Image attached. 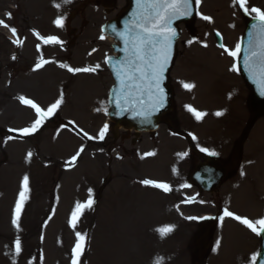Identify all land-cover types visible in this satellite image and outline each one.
Here are the masks:
<instances>
[{
  "label": "rangeland",
  "instance_id": "374dc122",
  "mask_svg": "<svg viewBox=\"0 0 264 264\" xmlns=\"http://www.w3.org/2000/svg\"><path fill=\"white\" fill-rule=\"evenodd\" d=\"M9 3V0H0V20H4L8 25ZM247 3L250 8L256 7L264 10V0H247ZM201 6L203 10L209 11L208 15L217 20L216 23L222 31L227 33L228 37L234 38L240 32L242 26L239 25V16L233 11L237 9L234 0H201L200 9ZM19 21L22 23L21 19ZM230 27H238V29L230 30ZM8 30L9 28L0 26V129L2 130L0 132V264H72V249L76 244L77 232L84 236V248H88L87 264H135L138 260L142 264H149L151 257L143 250L144 239L140 233L134 231L131 220L127 223L128 217L130 215L134 217L133 213L144 204L143 193L137 192L136 195L139 198L128 200L132 190L129 189L131 181L128 177L136 173L130 170V167H127L128 171L125 169L122 157L115 159L111 156L115 151L106 152L108 160L109 158L112 160L109 166L105 167L104 164H107L108 160L103 154H99L101 149L97 142L95 146L92 145L96 155L92 160L88 154L91 151L83 143L85 141L65 128L58 131L55 141L49 140L52 128L29 140L20 137L19 131H15L16 136H12L14 141L12 138L9 139L10 135L7 132L10 131L7 128L10 126L6 124L11 117L8 116L7 104L9 102L7 100L12 96L15 87L19 84H33L41 89L47 79H50L53 82V89H49L44 95L51 98L55 94L56 86L60 84V74L65 78L67 74H65L64 67L60 70L49 67L52 70L47 68L42 72L38 69L33 70V67L29 68L27 64L29 50L26 45V48L21 51V58L16 63L20 71H16V77L13 78L10 70L12 63L9 61ZM87 78L82 76L77 81L76 78L73 82L74 87L71 83H66L68 85L65 89L66 94L70 92L74 94V100L72 104L63 106L60 113L64 117L75 119L82 126L86 125V130H94V138L98 139L97 132L104 120H101L102 118L95 110L94 120H90V111L94 103L98 108H104V105L96 101L97 98L103 96L104 83L101 81V76L99 78L88 76ZM39 89L37 92L31 88L26 89L27 95L29 97L35 94L40 95ZM20 110H16L15 123L18 125L25 123L23 115H19ZM255 128L261 130L258 124ZM251 150L256 153L255 148L252 147ZM77 152L80 153L76 159L77 164L73 165L71 157ZM29 153H31L30 157H33L30 162L25 161L29 159ZM46 156H52L47 162L57 169L60 162L66 166L59 178L56 202L55 199L53 200L52 192L43 197V182L45 180L49 182L50 176L58 179L56 173L42 170L39 167L37 159ZM167 161V153L157 158V165L154 161L148 160L141 165L140 174L165 177L161 169L166 166ZM125 163L131 162L127 160ZM257 168L256 166L253 168L254 173ZM107 171H110L111 178L105 187L96 213V218H98L96 225H90V209L86 208L73 228L69 221L76 204L85 203L92 197L95 185L101 182V177H104ZM25 175L29 177L28 199L24 202L19 228H17L12 224V217ZM93 179H96L95 183ZM248 183V189L246 185L240 186L231 193L236 215L233 214L246 218L250 215L253 217L250 220L255 221L262 218L264 206L259 205L260 199L256 197L254 191L257 186L258 191L260 190L259 184L251 181ZM53 202H55L54 205H52ZM161 203L159 199L154 200L158 212L162 210ZM153 223L158 225L161 221L154 219ZM219 229L221 232L220 254L216 253L215 264H242L237 257L238 250L241 246L245 249L253 246V232L233 217L221 223ZM17 237L20 238L22 245L19 255L15 254L14 248V241ZM148 238L153 240L154 252L159 247L165 255H176L170 264H186L187 261L180 255L176 243H171L170 237L165 240L166 235L162 237L159 233L158 241H154L151 237ZM80 261L81 255L79 264Z\"/></svg>",
  "mask_w": 264,
  "mask_h": 264
},
{
  "label": "snow or ice",
  "instance_id": "6c2138e0",
  "mask_svg": "<svg viewBox=\"0 0 264 264\" xmlns=\"http://www.w3.org/2000/svg\"><path fill=\"white\" fill-rule=\"evenodd\" d=\"M71 0H61V3H54V7L59 9L62 4L70 3ZM136 10L131 14L133 19L126 27L124 33H120L121 37L124 38V44L126 45L124 51L127 53L125 61H118V66H114L116 76L120 82L121 89H129L127 93L121 91V93L116 97V106L121 107V97H123V103L128 104L130 102L129 97L131 95V89L135 88L136 91L140 92L141 97L147 93L149 101L152 107L162 105L163 103V89L160 87L161 82L164 78V71L168 65V61L171 56V48L173 38L176 37L177 33L172 27L173 20L179 18L180 16H187L191 12L192 0H135ZM201 0H195V4L199 5ZM234 3L239 6V8L246 14L254 13L255 19L259 21V24L253 25L257 29L255 34V39H250L249 48L244 56L245 67L249 71L256 73L260 77V85L264 88V10L256 7H249L247 0H234ZM199 14V13H198ZM7 16L11 18V13ZM205 21H209L211 18L208 16H201ZM63 17L58 16L54 21L57 27H63ZM0 26L9 28L10 26L5 23L4 20H0ZM13 36L17 35V30L14 27L10 28ZM39 37V33H35ZM219 35V33H217ZM252 34H250L251 36ZM44 40L45 43L57 44L60 43L57 37H39ZM100 39H104L102 35ZM13 43L19 44L21 41L16 39ZM188 43H191L189 41ZM39 47V46H38ZM221 47H224L221 45ZM232 57H237L240 53L241 46L238 43L234 50L224 49ZM106 62H110L106 60ZM42 65L40 63L36 64V68H40ZM60 67H67V65L61 64ZM99 65L95 67H85V68H68V71L74 73H94L99 68ZM236 70V65L233 64L232 69ZM186 89H191L194 87L192 84H183ZM21 103L30 106L35 110L36 119L32 123L31 127H26L19 129L23 135H30L38 130L44 119L50 116L62 103V98L57 99L55 103L50 105V107L45 111L42 110L36 103L31 99H26L24 97H19ZM138 103L143 104V99H138ZM188 111L192 112L197 120H200L205 113L199 112L190 106ZM99 111V109H97ZM215 115H222L221 112H216ZM105 125L99 132V139H104V134L107 129ZM11 131V130H10ZM88 136L87 133H85ZM11 139V137H9ZM88 139H93L92 136H88ZM83 149H81L82 151ZM201 151H207L206 149H201ZM79 152L71 157L72 161H76L79 156ZM214 154V153H213ZM29 157L31 153L28 154ZM146 156L154 155V153H146ZM243 175V173H242ZM28 181L29 177L25 175L21 184V191L19 193L18 199L16 201L12 224L14 227L19 228L20 214L23 209L24 202L28 199ZM145 186H151L157 189H162L165 193L170 192L171 188L167 183L156 182L150 179L142 180ZM91 191V190H90ZM93 201L89 199L85 203H77L75 209L72 212V217L69 224L75 228L76 223L79 220L80 215L86 208L92 207ZM224 217H233L238 220L241 224L246 226L256 235L264 234V218L252 221L248 218H242L240 216H235L231 211L225 210L223 216L220 217L223 220ZM160 235L163 237L172 231L171 226L157 229ZM76 244L72 249V264H79V257L84 248V236L80 233H76ZM220 241H217L219 245ZM15 254L19 255L22 251L21 240L17 237L14 241ZM215 250V249H214ZM258 255L254 254L251 257L252 264H256ZM159 264V258L156 261ZM259 264H264V259L259 260Z\"/></svg>",
  "mask_w": 264,
  "mask_h": 264
},
{
  "label": "water",
  "instance_id": "95a60500",
  "mask_svg": "<svg viewBox=\"0 0 264 264\" xmlns=\"http://www.w3.org/2000/svg\"><path fill=\"white\" fill-rule=\"evenodd\" d=\"M130 23H131V21L130 22H127V26L130 25ZM125 31H126V29H124L122 31V33H124ZM250 34H252V35L250 36ZM250 39H255V34H254L253 31H250V33L248 35V40L250 41ZM121 40L124 43V38L123 39L121 38ZM248 40L246 39V41L249 43ZM247 49L245 50V52L247 51ZM126 57H127V53H125V59H126ZM118 61H122V58L121 59H118ZM117 66H118V64H117ZM249 74L251 75V77H252V79H253V81L255 83V85L253 84L254 94H255V95L253 94L254 95L253 96V102L256 105L264 106V88H262L261 85H260V82H259L260 77H259L258 74L253 73L251 71L249 72ZM263 237H264V234H263ZM263 252H264V245H263ZM263 256H264V254H263ZM262 259H264V258H262Z\"/></svg>",
  "mask_w": 264,
  "mask_h": 264
}]
</instances>
